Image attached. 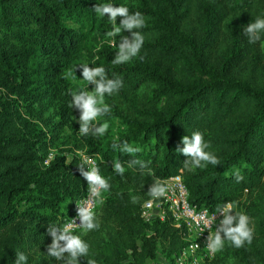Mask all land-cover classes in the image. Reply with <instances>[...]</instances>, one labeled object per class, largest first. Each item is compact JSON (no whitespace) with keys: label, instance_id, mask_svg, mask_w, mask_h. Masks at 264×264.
Instances as JSON below:
<instances>
[{"label":"trees","instance_id":"16d2710c","mask_svg":"<svg viewBox=\"0 0 264 264\" xmlns=\"http://www.w3.org/2000/svg\"><path fill=\"white\" fill-rule=\"evenodd\" d=\"M111 2L144 15L143 60L113 65L117 49L90 42L82 30L96 21L89 0H0V264H14L17 252L27 255L28 264H61L47 255V228L63 226L87 190L77 168L80 155L59 148L66 130L111 184L96 207L100 228L82 237L97 264H122L124 245H108L100 254L88 241L109 220L123 225L127 235L133 226L149 230L140 258L154 256L160 238L163 258L172 264L186 242L171 217L145 222L134 215L150 198L151 184L172 175H181L190 203L212 211L234 203L252 220L250 246L236 249L226 242L204 264H264V34L255 44L243 34L244 26L264 18V0ZM102 21L112 26L107 17ZM223 43L227 52L218 50ZM84 63L124 81L118 94L105 97L111 113L100 122L119 118L122 124L111 142L77 132L79 111L69 106V93L79 85L67 74ZM195 130L204 133L220 165L184 168L186 157L176 148ZM114 141L142 151L128 156L113 150ZM132 159L147 162L148 169L128 167ZM116 161L126 168L123 176L113 171ZM236 168L244 177L239 183Z\"/></svg>","mask_w":264,"mask_h":264},{"label":"clouds","instance_id":"9594fccd","mask_svg":"<svg viewBox=\"0 0 264 264\" xmlns=\"http://www.w3.org/2000/svg\"><path fill=\"white\" fill-rule=\"evenodd\" d=\"M93 10L98 18L107 17L112 24V30L106 35L111 40L112 46L117 49L111 61L113 65L127 64L135 58L144 59L140 55L145 42V36L141 30L146 27V19L140 11L130 12L125 5L116 6L110 3L96 4ZM117 18H119V24H117ZM122 32H127L129 35L121 36ZM243 34L250 44L260 41L262 34H264V18H257L254 22L244 26ZM117 36H120L118 44L116 43ZM77 67L81 69L82 78L80 79L83 83L77 90L70 91L71 103L69 106L79 111L77 120L79 134L81 136L90 135L99 139L104 137L109 129L107 121L100 122L101 118L111 113V106L106 103L105 97L118 94L124 87V81L120 77L110 78L103 66L89 67V64L84 63L76 66L75 70ZM67 75L73 76V72L70 71ZM89 85H92L91 90L88 88ZM180 143L183 147L178 146L176 151L186 157L183 166L188 171L205 168L209 164L220 165V159L208 151L211 144L205 141L204 133L201 131L195 130L191 136L184 135ZM111 147L113 150H119L128 156H135L142 151L140 147L132 146L127 141L121 144L114 141ZM86 165L87 167H85ZM136 165L141 170L148 169L147 162L139 159H132L128 162L130 168ZM112 167L113 171L120 176H123L126 171L120 161H116ZM77 168L79 174L87 182L88 198L76 204V218L79 219V224L76 223V218H73L70 223L63 226H48L47 232L51 237V243L47 246V255L61 262V264H80L81 258H87V264H97L96 260L90 256V244L82 237L100 228L96 206L104 204L105 194L110 192L111 184L108 178L101 175L95 161L87 156L82 157ZM233 176L237 183L244 179L239 168L233 170ZM170 188L171 186L165 181L155 180L147 192L151 198L149 206L154 201L167 198ZM133 202H136L135 198H133ZM235 209L234 203L218 205L216 213L221 214L218 224L214 223L216 221L215 216L205 218L208 229L215 227V231H209L206 238L207 251L213 258L217 253L224 250L226 242L236 249L246 245L250 246L253 242L255 229L251 218ZM75 229H79L80 234H75ZM151 235L149 233V236ZM196 247L199 246L196 245ZM14 264H28L27 255L23 252H17ZM161 264H163L162 261Z\"/></svg>","mask_w":264,"mask_h":264},{"label":"built area","instance_id":"2783aa9c","mask_svg":"<svg viewBox=\"0 0 264 264\" xmlns=\"http://www.w3.org/2000/svg\"><path fill=\"white\" fill-rule=\"evenodd\" d=\"M84 156L94 160L97 165L95 158L85 153L80 155L81 160ZM159 180L165 181L171 186L167 198L154 201L150 206L149 201L151 198L145 200L141 206L140 217L145 222H150L157 217L160 220H165L167 215L171 217L173 226L179 229L182 239L186 242L174 254L172 264H204L213 258L207 251L206 238L209 235V231H215L214 226L211 229L206 227L205 218L215 216L216 221L214 223L218 224L221 214L216 213V210H210L208 207H199L197 204L190 203L188 191L181 175H172ZM87 198L88 185L86 192L75 201L72 216L63 225L70 223L71 219L76 218V204ZM76 223L79 224L78 218H76ZM196 245L199 247H196Z\"/></svg>","mask_w":264,"mask_h":264},{"label":"rangeland","instance_id":"374dc122","mask_svg":"<svg viewBox=\"0 0 264 264\" xmlns=\"http://www.w3.org/2000/svg\"><path fill=\"white\" fill-rule=\"evenodd\" d=\"M89 2H91L92 8L96 4L106 3V2H104V0H89ZM111 3L112 2L110 0V4ZM227 22H229V19L227 20ZM93 24H94L93 26H90V24H87V25L84 24L85 27H83V29H82L83 31H88V36L90 38L89 39L90 42L91 41H92V43L108 42V43L112 44L111 40L106 35L107 32L112 30V26L104 23L101 18L97 17V15H96V21H94ZM223 31H224V34L228 33L226 27L223 28ZM227 49H228L227 44L223 43L222 46L218 50L227 52ZM260 52L264 57V44H263V48H261ZM89 67H90V65H89ZM80 73H81V69H79V67H77L75 70V73L72 76L73 82L79 86H81L83 83L82 80L80 79V78H82ZM88 88H89V90H91L92 85H89ZM120 108L122 110V113H124L126 110L125 109L126 107L123 105V106H120ZM108 124H109L108 132L106 133V135L104 137L101 138V140L103 142L113 141L116 138L117 130L119 128H122L121 120L119 118L108 121ZM77 132H79V131H77ZM72 136H74V135H72V134L70 135L69 130H66L65 137H67V138H66L65 142H63V145H61L59 148H64V149L70 148L73 150L72 151L73 153H71V154L81 155L82 153H84V151L80 150L76 147L75 140H73ZM68 157H70V155H68ZM136 196H137V199H139L141 197L139 195H135V197ZM144 201H142L140 203V205H139V207H138V209L134 215L138 214L140 217L141 206H142ZM235 210L239 211L238 209H235ZM124 230H125V228L123 227V225H119L116 222L109 220L107 225L105 226V228L102 230V232L99 235L89 238L88 241L91 243L92 250H94L95 253L101 254L104 251V247H107L108 245L112 246L113 244L121 243L122 245H124L122 264H161V261L163 262V264H166V262L163 258V255H162V249H164V248H163V243H162L160 238H158L159 244H158V250H157L156 254L154 256H147V257L145 256V257L140 258L141 256L138 254L141 252L139 250L141 248L142 242L144 244L145 239L150 237L149 233H151V232L149 230H146V229L141 231L136 226H133V230L131 229V231H132V236H131V235H127ZM76 234H80V230L77 231ZM212 259L213 258L208 260V262H210ZM206 263H207V261H206Z\"/></svg>","mask_w":264,"mask_h":264}]
</instances>
